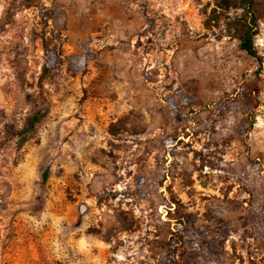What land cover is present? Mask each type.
<instances>
[{"label":"rangeland","instance_id":"rangeland-1","mask_svg":"<svg viewBox=\"0 0 264 264\" xmlns=\"http://www.w3.org/2000/svg\"><path fill=\"white\" fill-rule=\"evenodd\" d=\"M255 2L0 0V264H264Z\"/></svg>","mask_w":264,"mask_h":264},{"label":"trees","instance_id":"trees-1","mask_svg":"<svg viewBox=\"0 0 264 264\" xmlns=\"http://www.w3.org/2000/svg\"><path fill=\"white\" fill-rule=\"evenodd\" d=\"M223 9L240 8L242 13L234 18L233 26L237 32L239 47L246 53L256 56L254 36L258 30V17L255 13V0H214ZM41 114L36 112L32 118V125L39 121Z\"/></svg>","mask_w":264,"mask_h":264}]
</instances>
